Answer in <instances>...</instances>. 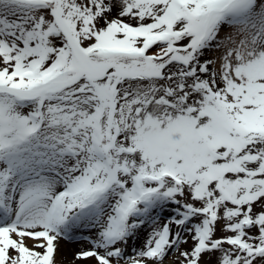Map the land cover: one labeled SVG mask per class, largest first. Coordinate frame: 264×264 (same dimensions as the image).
<instances>
[{"label":"snow or ice","instance_id":"obj_1","mask_svg":"<svg viewBox=\"0 0 264 264\" xmlns=\"http://www.w3.org/2000/svg\"><path fill=\"white\" fill-rule=\"evenodd\" d=\"M0 264H264V0H0Z\"/></svg>","mask_w":264,"mask_h":264}]
</instances>
